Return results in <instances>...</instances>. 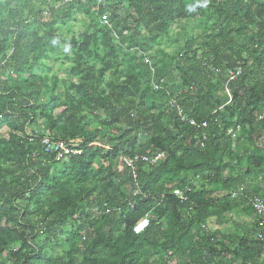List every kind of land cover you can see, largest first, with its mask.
<instances>
[{
    "label": "trees",
    "instance_id": "trees-1",
    "mask_svg": "<svg viewBox=\"0 0 264 264\" xmlns=\"http://www.w3.org/2000/svg\"><path fill=\"white\" fill-rule=\"evenodd\" d=\"M263 113L264 0H0V264H264Z\"/></svg>",
    "mask_w": 264,
    "mask_h": 264
},
{
    "label": "built area",
    "instance_id": "built-area-1",
    "mask_svg": "<svg viewBox=\"0 0 264 264\" xmlns=\"http://www.w3.org/2000/svg\"><path fill=\"white\" fill-rule=\"evenodd\" d=\"M102 22L105 25H110L109 17L108 15L102 16ZM229 75L231 77L235 76L236 73L234 70L229 71ZM164 81H162L163 83ZM154 87L157 90H160L161 84L154 83ZM172 107H176L179 116L182 118L183 121H187V118L184 115L183 109L177 104V100L173 99L171 101ZM264 117V113L262 115ZM189 123L191 126H193L196 129H206L208 128V121L204 120L201 122L195 121V120H189ZM240 128L234 129L231 128L229 130L230 135H234L238 132ZM41 144L43 146L44 151L51 155L56 162H60L65 158L73 157L82 154L83 149L81 148L80 144L73 143V142H64L62 140L54 139L51 135L46 134L41 139ZM165 159V153L162 152H153L149 155H135L134 157H125L124 158V164L127 168L130 170V178L132 179V192L133 196L137 197L140 195L139 191V162H143L150 166H157L161 161ZM192 191L191 187H186L184 190L182 189H176L173 191V194L182 202L188 201L187 193ZM243 193L240 192H234L232 193V198L237 199L240 196H242ZM249 206H251L253 210V217L249 218V222L252 224H256V232L254 235V239L258 241L264 242V199L258 196H252L249 198ZM152 219V216L147 215L146 217L142 218L138 223L133 227V232L136 235H139L143 233L149 226L150 221ZM209 224L203 225V229L208 230Z\"/></svg>",
    "mask_w": 264,
    "mask_h": 264
},
{
    "label": "rangeland",
    "instance_id": "rangeland-1",
    "mask_svg": "<svg viewBox=\"0 0 264 264\" xmlns=\"http://www.w3.org/2000/svg\"><path fill=\"white\" fill-rule=\"evenodd\" d=\"M173 30L176 32V33H180L181 32V27L179 25H176V26H173ZM64 31H66V27L64 28ZM168 50H173V44H174V39L172 40H169L168 41ZM60 75H65V73H60ZM0 133L4 136L7 135V129L6 128H3L0 130ZM237 133H235L233 136H236ZM234 217V220L235 221H240V222H248L249 218H247L246 216L242 215V214H237ZM209 226H210V229H215L216 226L213 222H209ZM228 227H230V230H232L234 228V226L232 224H228Z\"/></svg>",
    "mask_w": 264,
    "mask_h": 264
},
{
    "label": "crops",
    "instance_id": "crops-1",
    "mask_svg": "<svg viewBox=\"0 0 264 264\" xmlns=\"http://www.w3.org/2000/svg\"><path fill=\"white\" fill-rule=\"evenodd\" d=\"M249 221V220H248Z\"/></svg>",
    "mask_w": 264,
    "mask_h": 264
}]
</instances>
